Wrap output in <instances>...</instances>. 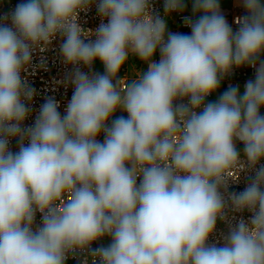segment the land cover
Masks as SVG:
<instances>
[{"label":"clouds","instance_id":"clouds-1","mask_svg":"<svg viewBox=\"0 0 264 264\" xmlns=\"http://www.w3.org/2000/svg\"><path fill=\"white\" fill-rule=\"evenodd\" d=\"M94 3L102 22L85 31ZM242 6L234 31L219 0H192L190 34L169 31L150 0H21L0 16V264H264V0ZM57 35L73 94L64 115L49 97L25 125L35 89L21 73ZM130 55L147 70L122 86ZM243 66L255 74L242 94L205 102ZM242 169L253 175L229 192ZM218 220L222 244L210 242Z\"/></svg>","mask_w":264,"mask_h":264},{"label":"built area","instance_id":"built-area-1","mask_svg":"<svg viewBox=\"0 0 264 264\" xmlns=\"http://www.w3.org/2000/svg\"><path fill=\"white\" fill-rule=\"evenodd\" d=\"M21 0H11L8 2L0 1V16H3L6 13H10L14 10L15 6L20 3ZM98 2V0H97ZM164 2L165 0H150V4L154 13H159L162 17H164L167 21L168 30L171 32H179L183 34H190V28L185 27L183 17L191 16L192 13L189 12H173L168 16H165L164 13ZM225 16L228 23L232 26L235 31L239 25L236 23V20L240 17L245 16L243 12H233L227 13L226 11H221ZM102 22L101 17L99 16L96 8V4L94 3L87 11L80 12L78 17V23L85 30H95L99 24ZM103 22H107L105 19ZM10 23V21H9ZM87 39L95 40V36H90ZM63 42V38L59 35L56 36L55 39L52 40L50 45L46 50L40 51L36 49L32 54V61L30 66L26 71L22 72V78L26 79L28 84L35 89V94L33 96L31 105V113L29 117L25 120V125H31L34 123L36 116L39 113L40 106L45 103V101L49 97L55 98L56 101L59 102L60 107L58 111L61 115L65 114V108L67 103L70 101L71 96L73 94V86L67 81V74L70 73L73 69L72 65H68L64 63L63 57L60 53V45ZM87 42V40H86ZM264 58V57H262ZM154 60H159V52L155 54L153 57ZM99 60H96L92 66V72H99ZM82 71L88 72L89 69L83 65L80 66ZM147 64L141 61L138 57L134 55H130L126 63L122 66L119 72V78L122 79V86H126L124 82L131 81L135 79L139 72L146 71ZM255 69L243 66L240 68L234 67L231 73L225 76L220 84V87L216 90L221 94L227 90L230 86H238L241 94L244 91L245 83L254 78ZM216 92L209 95L206 98L207 102L216 101L218 97L216 96ZM262 115H264V107L260 109ZM97 139L100 142H103L104 135L101 133ZM236 146L238 151L241 154V160L245 161L243 154V144L239 141L236 142ZM10 148L15 151L17 150V142L15 139L11 141ZM246 163V161H245ZM259 164L264 165V159H262ZM259 166V165H258ZM253 175V172L248 169H242L235 173L236 179L229 178L228 181V191L229 192H240L243 191L249 182V177ZM141 177L137 178V183L139 184ZM237 219L241 216L245 219H248L250 213L245 211L243 213H234ZM234 222V221H233ZM41 223L40 213L36 214V224L39 225ZM228 230V224L222 221L217 222L216 233L213 237L210 238V242L222 244L223 240L221 238L222 234L226 233ZM110 243V238L104 237L102 240L94 242L92 247H98L101 244L107 246ZM82 256H77L76 258L69 257L66 261L71 264H81Z\"/></svg>","mask_w":264,"mask_h":264},{"label":"crops","instance_id":"crops-1","mask_svg":"<svg viewBox=\"0 0 264 264\" xmlns=\"http://www.w3.org/2000/svg\"><path fill=\"white\" fill-rule=\"evenodd\" d=\"M225 3L226 4L224 5L220 4L221 11H226L227 13H233L235 11L247 14L246 10L242 6V0H226ZM186 5L187 7L184 12L192 13V0L186 2Z\"/></svg>","mask_w":264,"mask_h":264},{"label":"rangeland","instance_id":"rangeland-1","mask_svg":"<svg viewBox=\"0 0 264 264\" xmlns=\"http://www.w3.org/2000/svg\"><path fill=\"white\" fill-rule=\"evenodd\" d=\"M0 1L5 3V2L11 1V0H0ZM188 1H190V0H185V3L188 2ZM225 1H226V0H219V2H220L221 5L226 4ZM97 64H99V67H98L99 72H100L101 74H103L104 71H105L103 64H102L101 62H97ZM220 94H221V93H220L219 91L216 92V96H217V97H219ZM119 116H125V117H127V113H126V112H123V111H121V110H117V111L114 113V115H113V119L116 118V117H119ZM67 264H71V263H67Z\"/></svg>","mask_w":264,"mask_h":264}]
</instances>
